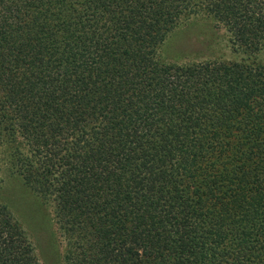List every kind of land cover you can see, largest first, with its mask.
I'll use <instances>...</instances> for the list:
<instances>
[{"label":"trees","instance_id":"trees-1","mask_svg":"<svg viewBox=\"0 0 264 264\" xmlns=\"http://www.w3.org/2000/svg\"><path fill=\"white\" fill-rule=\"evenodd\" d=\"M197 19L227 57L164 60ZM261 56L264 0H0V264L49 207L60 264H264Z\"/></svg>","mask_w":264,"mask_h":264},{"label":"rangeland","instance_id":"rangeland-1","mask_svg":"<svg viewBox=\"0 0 264 264\" xmlns=\"http://www.w3.org/2000/svg\"><path fill=\"white\" fill-rule=\"evenodd\" d=\"M176 52V53H175ZM162 57L169 63L189 64L198 61L214 60L216 57H227V33L222 28H215L213 22L197 19L194 22L180 24L164 41ZM264 60V56H261ZM5 183H10L8 178ZM11 188L0 190V200L7 202L12 214L19 215L22 199H12ZM16 201V202H15ZM16 205L14 209L11 205ZM42 215L33 210L31 217H23L21 223L30 237L40 264H60L65 244L60 236L51 207L44 209ZM22 211V209H21ZM18 212V214L16 213ZM42 215V216H41Z\"/></svg>","mask_w":264,"mask_h":264}]
</instances>
